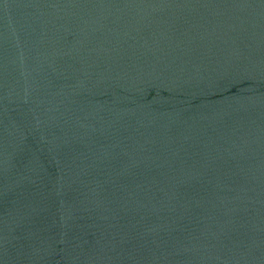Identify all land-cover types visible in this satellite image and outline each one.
<instances>
[{
  "label": "water",
  "instance_id": "obj_1",
  "mask_svg": "<svg viewBox=\"0 0 264 264\" xmlns=\"http://www.w3.org/2000/svg\"><path fill=\"white\" fill-rule=\"evenodd\" d=\"M0 264H264V0H0Z\"/></svg>",
  "mask_w": 264,
  "mask_h": 264
}]
</instances>
